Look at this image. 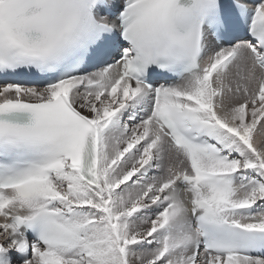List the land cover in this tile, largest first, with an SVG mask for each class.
Returning <instances> with one entry per match:
<instances>
[{"label":"snow or ice","instance_id":"snow-or-ice-1","mask_svg":"<svg viewBox=\"0 0 264 264\" xmlns=\"http://www.w3.org/2000/svg\"><path fill=\"white\" fill-rule=\"evenodd\" d=\"M0 264H264V0H0Z\"/></svg>","mask_w":264,"mask_h":264}]
</instances>
